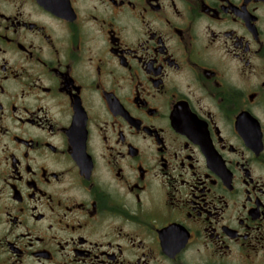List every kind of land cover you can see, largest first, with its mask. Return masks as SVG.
Listing matches in <instances>:
<instances>
[{
  "label": "flooded vegetation",
  "instance_id": "flooded-vegetation-1",
  "mask_svg": "<svg viewBox=\"0 0 264 264\" xmlns=\"http://www.w3.org/2000/svg\"><path fill=\"white\" fill-rule=\"evenodd\" d=\"M0 264H264V0H0Z\"/></svg>",
  "mask_w": 264,
  "mask_h": 264
}]
</instances>
